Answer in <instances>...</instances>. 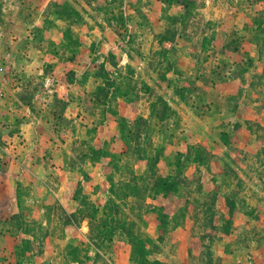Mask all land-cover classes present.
Instances as JSON below:
<instances>
[{
	"label": "rangeland",
	"instance_id": "rangeland-1",
	"mask_svg": "<svg viewBox=\"0 0 264 264\" xmlns=\"http://www.w3.org/2000/svg\"><path fill=\"white\" fill-rule=\"evenodd\" d=\"M204 2L0 0V264H264V0Z\"/></svg>",
	"mask_w": 264,
	"mask_h": 264
},
{
	"label": "crops",
	"instance_id": "crops-1",
	"mask_svg": "<svg viewBox=\"0 0 264 264\" xmlns=\"http://www.w3.org/2000/svg\"><path fill=\"white\" fill-rule=\"evenodd\" d=\"M204 3H205V5L206 4L209 5L210 0H205ZM180 7L182 8L183 5L178 4V8H180ZM181 8H180V10H181ZM207 8H210V7H205V12L207 11ZM212 8L213 9H217L216 7H212ZM180 13H182V11H180ZM231 19L233 21V23H232L233 24L232 25V30H234L235 35L240 36V38L242 39V41L245 42L246 41V38L245 37L244 38L242 37V35H244V31L241 29L242 24L240 23V18L238 16H236V17L235 16L234 17L232 16ZM38 22H39V20L36 21V23H38ZM28 33L29 32L24 31L23 37L26 36V34H28ZM91 38L93 39V43H92L93 46L95 45L97 47L96 49H94V52H93L92 56L93 57L94 56H98V58L95 61L96 62L103 63V69L106 71V73L108 74L109 78L113 79L112 78L113 77L112 75L115 73V67L114 66H112V67L110 66L109 67L108 66V62L105 60V58L103 57V55H101V52L104 51V49H106L108 51H110V50L112 51V50L116 49V47L112 46L113 43L111 44V41L108 40V39L111 38V34H108V33L105 34L103 32H100L98 35L92 36ZM175 40L178 41L179 38L176 37ZM245 45L246 44H243V47L240 48V51L241 52L239 51L238 53H236L237 56H240L241 58L244 57V56H247L246 55V51L249 50V47H245ZM124 55L125 54H123V55L121 54L120 55L119 53H116V52L114 53V56H115V59L114 60H115V64H116L115 66L117 68L122 67V65L127 61V59H124V58L125 57H128V56L127 55L124 56ZM183 55H184V57H189L190 56V51H189V53L186 51L184 54H181V57L182 58H183ZM237 62H239V61H237ZM260 66H262V63H260ZM186 70H187V68H186ZM84 71H85V69H84ZM95 81H96L95 78L90 77V80H89L90 84L91 83H94V85H95ZM74 86H76L77 88H79L82 92H84V90L86 92V91H88L87 89L89 88V83H86L84 85L83 84H75V83L74 84H68V92H70L74 88ZM68 101H70V100H68ZM117 103H118L117 110H118L119 114L121 115V113H122L124 115L125 114L124 113V109H125L126 106L127 107L129 106L128 105L129 103L128 102H125L123 98H119V97L116 98V104ZM68 104H69L68 107L69 108H72V110L74 112L73 113V117H77V116L80 115V113L83 112V110L81 108V105L78 103L77 100H75V101L73 100L72 101V99H71V101L68 102ZM27 126H29V128H31V125L30 124H28ZM24 133H25V136H26L27 141L29 142L28 134L29 133H32V129L30 131H29V129H28V131L25 130ZM235 133L237 134L238 132H235ZM235 133H234V135H236ZM28 142L26 144L31 145V143L30 142L28 143ZM27 150H28V148H27ZM51 150H52L51 151L52 154L53 153L54 154H57V152H60L61 151V149H59L58 146H54V148L51 149ZM14 163H13V161L10 162V165H15L14 167L17 168V172L15 173V177L14 178H20L21 179L22 176L21 175L17 176V174L20 173L19 172V169H22L20 167L22 165V163H20L19 161H14ZM51 163H52L51 164L52 166H50V167L52 169L56 170L57 172L60 171V175H63L64 171H61L60 166L63 167L64 165L63 164H60L56 160L55 161H51ZM22 166H23V168L26 169V166H24V165H22ZM40 179H41V177H37V180L38 181ZM13 197H14V193L11 192L10 197H9L10 198L9 199V208L12 207V204H13L12 202H13V199H14ZM186 255H188V253Z\"/></svg>",
	"mask_w": 264,
	"mask_h": 264
},
{
	"label": "built area",
	"instance_id": "built-area-1",
	"mask_svg": "<svg viewBox=\"0 0 264 264\" xmlns=\"http://www.w3.org/2000/svg\"><path fill=\"white\" fill-rule=\"evenodd\" d=\"M52 92H53V90L47 88V84H44V87H43V90L41 91V95L40 96H42L41 97L42 99H45V96L52 94ZM42 102H44V101H42Z\"/></svg>",
	"mask_w": 264,
	"mask_h": 264
}]
</instances>
